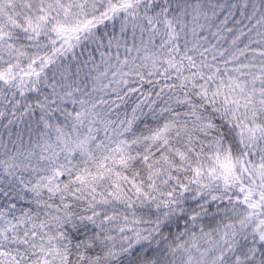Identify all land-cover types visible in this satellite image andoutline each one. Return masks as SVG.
<instances>
[{"label":"snow or ice","instance_id":"snow-or-ice-1","mask_svg":"<svg viewBox=\"0 0 264 264\" xmlns=\"http://www.w3.org/2000/svg\"><path fill=\"white\" fill-rule=\"evenodd\" d=\"M0 264H264V0H0Z\"/></svg>","mask_w":264,"mask_h":264}]
</instances>
